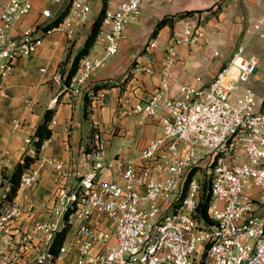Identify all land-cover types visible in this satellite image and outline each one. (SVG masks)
Segmentation results:
<instances>
[{"label":"built area","instance_id":"obj_1","mask_svg":"<svg viewBox=\"0 0 264 264\" xmlns=\"http://www.w3.org/2000/svg\"><path fill=\"white\" fill-rule=\"evenodd\" d=\"M146 1L106 0L95 38L102 53L83 56L69 82L67 73H56L63 90L76 98L92 86L90 77L119 52L127 27L139 20ZM91 5L92 0H0V72L10 73L18 57L31 55L51 35L63 37L68 49ZM180 40L191 46L207 41L203 28L189 17ZM179 43L171 41L158 68H136L156 76L158 84L128 113L138 124L152 119L160 126L137 162L109 157L94 119L83 174L73 164L40 156L21 175L12 203L0 214L1 231L11 232V222L20 216L16 199L28 196L46 166L62 179L55 203L60 221L68 211L71 224L57 254L50 243L61 225L35 224L44 238L33 264H56L67 255L72 264H264V218L254 213L255 204H264V98L258 100L246 87L230 99L236 82H247L258 60L245 57L239 45L207 86L181 84L171 95L170 69ZM155 46L151 38L145 49ZM88 94L92 100L98 96ZM19 128L15 120L12 129ZM31 139L25 138L24 145ZM104 169L113 177L101 179ZM202 178L209 183L206 223L196 217Z\"/></svg>","mask_w":264,"mask_h":264},{"label":"crops","instance_id":"obj_2","mask_svg":"<svg viewBox=\"0 0 264 264\" xmlns=\"http://www.w3.org/2000/svg\"><path fill=\"white\" fill-rule=\"evenodd\" d=\"M218 1L220 0L144 2L139 20L127 27L119 52L108 59L104 68L95 71L90 77L88 81L90 85L109 82L113 86L98 92L97 98L87 107V115L84 114L83 96L74 98L67 90L61 88L54 76L59 72L64 75L68 72L71 61L82 47L89 29L86 32L81 28L68 49L65 48L63 37L51 35L34 53L18 57L10 73L0 72V198L7 190L4 175L8 174L25 154L33 153L32 145H24V140L27 137L32 138L44 111L49 107H55L49 125L51 135L42 144L38 157L52 156L65 165L73 164L75 169L83 174L88 167L85 142L89 137L92 121L97 119L100 122L101 140L108 156L120 155L137 162L141 148L149 139L159 134L160 126L152 119L138 124L137 117L128 113L133 103L146 101L158 84L156 76L138 71L136 68L142 64L158 68L164 50L171 41L178 39L180 41L177 46L178 59L170 69L169 93L177 94L181 84H193L198 88H204L227 61H224L223 56L214 57L212 48L206 45L207 42L204 40L193 46L181 41L183 21L188 17L198 21L207 37L210 30L216 35H227L230 20L223 14L204 18L206 11L195 12L175 20L171 27L163 26L153 37L156 46L146 50L145 43L149 34L164 16H174L185 10L207 9ZM232 1L238 3L239 0ZM96 3L99 12L102 0H97ZM257 12L256 0H242V8L236 13L238 23L232 26V30L236 33L242 30L248 34L256 33ZM34 14L35 10L28 19ZM245 17L251 18L252 21L242 22ZM142 28L145 29L144 32ZM94 44H99L100 49L92 52ZM94 44L88 54L100 55L103 46L97 42ZM248 56L256 57L255 54ZM256 58L260 63L258 55ZM196 77L200 80H196ZM254 77L256 81L261 80L258 68ZM262 81L264 82V79ZM255 96L260 101L264 98V94ZM15 120L20 122L18 130L12 129ZM136 123L140 128L135 129ZM119 136L124 138L122 143L117 140ZM57 175L51 166H46L41 170L40 177L28 196L16 199L20 216L11 222L9 234L0 230V264H33L38 254L37 248L44 238L43 233L35 230V224L45 222L57 224L58 227L61 225L55 201L62 186V179L57 178ZM111 177L113 174L108 170L101 171V179L107 180ZM254 213L264 218V204H255ZM72 261V256L67 255L57 260L56 264H72Z\"/></svg>","mask_w":264,"mask_h":264},{"label":"trees","instance_id":"obj_3","mask_svg":"<svg viewBox=\"0 0 264 264\" xmlns=\"http://www.w3.org/2000/svg\"><path fill=\"white\" fill-rule=\"evenodd\" d=\"M105 6H106V0H102L101 9L99 10L94 21L91 23L89 31L84 38L82 47L76 52V54L74 55L71 61V66L66 76L67 78L66 82H69L70 77L75 73L80 59L89 53L90 48L95 43L96 34H97V31L101 23L102 14H103V10ZM197 11L199 10H185L183 12L177 13L174 16H164L153 27L150 38L155 37L156 34L159 32V30L163 26L168 25L169 27H171L175 20L181 19L188 15H192L193 13ZM222 66H224V64ZM111 86H113V84L109 82L96 83L90 86L88 90L83 93L82 96L84 98V106H85L84 114L85 115L88 114L87 107L92 100L91 95H89L88 93L89 92H92V94L97 93L100 90L109 88ZM54 113H55V107H49L44 111L42 120L37 125L36 130L31 139L33 153L25 154L22 157V159L15 164L13 169L8 174L4 175L7 181V190L4 196L2 197L3 203L1 202L0 204V214L4 208L8 207L12 203L16 195L17 189H18L21 175L37 159L42 144L44 143L45 140H47L50 137L51 129L49 128V125L54 116ZM86 145H87V142H85V150H86ZM192 173H194V169L192 170L191 174ZM208 187H209L208 180L204 179L201 183V189H200L199 196H198V203H197L198 206H197V213H196L197 219L202 223H206L207 221H209V218L207 216V206L210 200ZM67 218H68V211H65L63 215L62 224L59 227V229L55 231L52 241L50 243V249L54 254H57L59 247L62 245L65 237L70 231L71 224L68 222Z\"/></svg>","mask_w":264,"mask_h":264},{"label":"rangeland","instance_id":"obj_4","mask_svg":"<svg viewBox=\"0 0 264 264\" xmlns=\"http://www.w3.org/2000/svg\"><path fill=\"white\" fill-rule=\"evenodd\" d=\"M96 1L97 0H93L91 9L87 15V19L82 27L84 31L86 32L88 31L91 23L94 21L95 17L98 14ZM213 6L207 9H196V10H199L197 11L198 13L202 11L207 12L206 14L203 15L204 18H207L208 16L218 17L223 14V16L228 17L230 20L229 33L227 35L226 34L221 35V36L216 35L213 32V30L212 31L210 30V32L207 33V37H206L207 44L206 45H209L212 48V53H214L215 51L217 52V54H213V56L214 57L218 56L219 58L223 56L225 57L224 61H227L228 58L231 56V53L233 52V50L239 45H243L244 50H245L244 51L245 57H249L248 55L250 54H255L256 57L258 55L259 58L261 59V62L258 63L257 65L258 74H260L261 80L256 81L254 77L256 70L253 72V74H251L249 80L246 83L238 80L236 82V89L231 94L230 99L234 100L235 97L239 93H241L246 87L251 88L254 91L255 95L257 96L263 95L264 94V82L262 80L264 79V0H256V8L258 11L256 13V26H255L256 33H251V34L245 33L243 30L239 33H236L234 30H232V26L238 23V19H236V13L242 8V0H239L238 3H235L232 0H227V1L220 0L214 3ZM244 21L251 22L252 19L245 17L242 20V22ZM197 23L199 22L197 21ZM142 31L144 32L145 29L142 28ZM150 37H151V33L149 34V37L147 39L150 40L151 39ZM199 43L200 42H198V44ZM93 47H94L93 49L91 48L92 52L95 49H98V50L100 49L99 44H94ZM135 125H136L135 129L140 128V125H138L137 123ZM159 132H160V127H159ZM117 140L122 143L124 141V138L119 136L117 137ZM199 150L201 149L199 148ZM111 157H114V156H111ZM202 172H203V169L200 172V174H203ZM1 202L3 203L2 198H0V204Z\"/></svg>","mask_w":264,"mask_h":264}]
</instances>
